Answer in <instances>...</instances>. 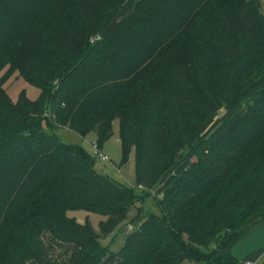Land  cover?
I'll use <instances>...</instances> for the list:
<instances>
[{
  "label": "trees",
  "instance_id": "16d2710c",
  "mask_svg": "<svg viewBox=\"0 0 264 264\" xmlns=\"http://www.w3.org/2000/svg\"><path fill=\"white\" fill-rule=\"evenodd\" d=\"M0 72V264H243L231 247L264 220L260 0H0ZM14 73L37 99L10 97ZM115 120L139 191L55 132L102 148ZM147 188L160 214L103 245Z\"/></svg>",
  "mask_w": 264,
  "mask_h": 264
},
{
  "label": "rangeland",
  "instance_id": "374dc122",
  "mask_svg": "<svg viewBox=\"0 0 264 264\" xmlns=\"http://www.w3.org/2000/svg\"><path fill=\"white\" fill-rule=\"evenodd\" d=\"M261 4V12L264 15V0H260ZM1 73V72H0ZM1 76V75H0ZM8 94L15 101L17 100L19 94L24 92L25 95L30 99H37L40 95V91L37 87L30 85L21 77L17 76V74H12L4 84ZM169 93V89H167ZM47 102L45 103V105ZM44 105V106H45ZM46 124H44L45 126ZM113 130L111 135L103 142L102 150L104 154L107 156L108 162H102L99 159L95 158L93 154L91 144L97 141V136L95 132H90L85 136H82L76 132H73L67 126H59L55 132L59 135L61 140L67 144L79 145L83 149H85L94 159L93 163L96 166V169L106 174L111 179L127 185L129 187L135 188L137 191V181H136V163H135V154L134 150L136 145L132 146L133 152L129 154L126 159L124 156V151L122 148V138L120 135V122L115 120L113 122ZM47 128H49L47 126ZM99 140V139H98ZM193 140V135L188 133L187 141L191 142ZM177 156V153H175ZM168 160L167 158H163L162 162ZM159 162L155 168H158ZM143 187V185H142ZM145 187V186H144ZM142 194L148 197L144 200V206L141 209H137L134 207L130 213L128 214V219L122 222L117 228L109 234L107 237L102 238L101 243L105 246L110 247V249L114 251H118L122 245L125 238L126 233L128 232V225L135 224L142 216L148 215L150 212L154 214H160V209L155 203L154 200H159L161 194H159L158 190L152 189H143ZM148 192V194L146 193ZM154 199V200H153ZM139 206V204H138ZM140 212L139 215H137ZM68 215L74 217L79 222L89 221L94 229L99 232V224L102 220L105 219V216L88 212L85 210H70ZM60 249L58 248V252ZM57 252V251H56ZM61 261V260H60ZM182 264H194L189 260L184 261Z\"/></svg>",
  "mask_w": 264,
  "mask_h": 264
},
{
  "label": "crops",
  "instance_id": "0c3cea01",
  "mask_svg": "<svg viewBox=\"0 0 264 264\" xmlns=\"http://www.w3.org/2000/svg\"><path fill=\"white\" fill-rule=\"evenodd\" d=\"M231 252L243 264H264V220L252 225Z\"/></svg>",
  "mask_w": 264,
  "mask_h": 264
},
{
  "label": "built area",
  "instance_id": "2783aa9c",
  "mask_svg": "<svg viewBox=\"0 0 264 264\" xmlns=\"http://www.w3.org/2000/svg\"><path fill=\"white\" fill-rule=\"evenodd\" d=\"M91 147H92V151H93V154L95 155V157L97 159H99L100 161L102 162H108L109 160H107V156L104 154L102 148H100L97 144V142H93L91 144ZM140 188H143L142 186H139ZM134 229L133 225L132 224H129L128 225V231H132ZM247 264H252V263H247Z\"/></svg>",
  "mask_w": 264,
  "mask_h": 264
},
{
  "label": "water",
  "instance_id": "95a60500",
  "mask_svg": "<svg viewBox=\"0 0 264 264\" xmlns=\"http://www.w3.org/2000/svg\"><path fill=\"white\" fill-rule=\"evenodd\" d=\"M258 222V220H255L254 222H252V224L251 225H254L255 223H257Z\"/></svg>",
  "mask_w": 264,
  "mask_h": 264
}]
</instances>
